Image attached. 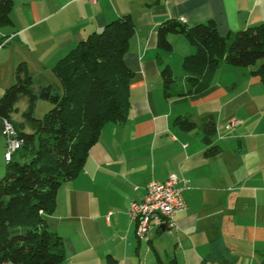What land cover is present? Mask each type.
<instances>
[{
  "label": "crops",
  "instance_id": "1",
  "mask_svg": "<svg viewBox=\"0 0 264 264\" xmlns=\"http://www.w3.org/2000/svg\"><path fill=\"white\" fill-rule=\"evenodd\" d=\"M18 2L9 33L0 27V50L20 39L54 62L113 19L128 14L134 23L123 57L133 71L126 118L103 126L46 216L47 228L63 240L66 263L264 264V82L251 73L257 66L221 63L207 89L185 93L181 61L193 46L179 33L167 34L170 51L156 44L157 26L170 18L188 26L212 20L222 35L262 23L264 0ZM165 67L176 78L167 92ZM209 116L215 131L206 141L202 123ZM231 118L239 120L232 130ZM170 173L185 180L186 208L174 214V226L160 223L139 238L129 206L144 199L149 181Z\"/></svg>",
  "mask_w": 264,
  "mask_h": 264
},
{
  "label": "trees",
  "instance_id": "2",
  "mask_svg": "<svg viewBox=\"0 0 264 264\" xmlns=\"http://www.w3.org/2000/svg\"><path fill=\"white\" fill-rule=\"evenodd\" d=\"M12 4L13 0H0V26L12 23ZM133 32L134 23L126 14L77 42L53 66L61 92L51 85L33 92L24 62L17 64L14 82L0 95V134L6 119L22 140L0 180V264H67L63 240L47 228L46 216L55 208L58 187L82 169L103 126L126 118L133 71L123 57ZM169 33L184 35L194 48L181 61L189 86L185 93L207 89L221 63L247 67L262 60L251 73L264 82V22L222 35L212 20L188 26L170 18L157 26L158 48L172 49ZM161 79L165 92L176 80L168 67ZM23 96L26 105L20 110L17 102ZM37 98L52 104L40 118L33 114ZM181 125L191 128L195 124L182 121ZM202 129L209 141L215 131L210 116ZM214 151L215 147L207 150ZM106 264H116V260ZM159 264L164 263L159 260Z\"/></svg>",
  "mask_w": 264,
  "mask_h": 264
},
{
  "label": "built area",
  "instance_id": "3",
  "mask_svg": "<svg viewBox=\"0 0 264 264\" xmlns=\"http://www.w3.org/2000/svg\"><path fill=\"white\" fill-rule=\"evenodd\" d=\"M238 123L237 118H231L226 128L232 130ZM2 134L6 137L4 155L8 162L20 148L22 140L18 137L13 124L6 119L2 120ZM184 187L185 180L180 184L175 173H170L164 181L151 180L147 183L144 199L131 202L128 210V215L136 222V234L139 238L145 237L151 227L160 223L169 227L174 226V214L186 208L182 194Z\"/></svg>",
  "mask_w": 264,
  "mask_h": 264
},
{
  "label": "rangeland",
  "instance_id": "4",
  "mask_svg": "<svg viewBox=\"0 0 264 264\" xmlns=\"http://www.w3.org/2000/svg\"><path fill=\"white\" fill-rule=\"evenodd\" d=\"M20 3L18 0H13L12 9L10 11V18L15 12H20ZM5 33H9V25L0 26ZM31 49V52L29 51ZM29 44V48L19 39L18 41H11L0 50V95L4 90L14 82V70L16 65L23 61L25 64L26 72L31 76L32 84L31 89L37 93L41 86L51 85L53 89L59 92L62 88L60 81L53 72V66L55 60L49 61L50 53L45 51H39ZM65 55V54H64ZM63 55V56H64ZM62 57V56H61ZM60 59V58H59ZM49 61L48 63L41 61ZM258 60L255 66L259 65ZM26 105V97H21L17 102L19 109H23ZM52 104L48 100L37 98L34 106V116L42 117L46 113Z\"/></svg>",
  "mask_w": 264,
  "mask_h": 264
},
{
  "label": "water",
  "instance_id": "5",
  "mask_svg": "<svg viewBox=\"0 0 264 264\" xmlns=\"http://www.w3.org/2000/svg\"><path fill=\"white\" fill-rule=\"evenodd\" d=\"M6 144V137L0 134V180H3L7 172V162L5 160L4 149Z\"/></svg>",
  "mask_w": 264,
  "mask_h": 264
}]
</instances>
